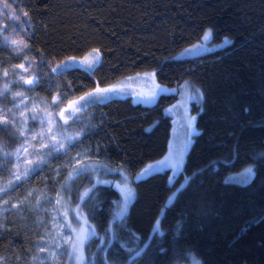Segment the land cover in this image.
Segmentation results:
<instances>
[{
	"label": "trees",
	"instance_id": "trees-1",
	"mask_svg": "<svg viewBox=\"0 0 264 264\" xmlns=\"http://www.w3.org/2000/svg\"><path fill=\"white\" fill-rule=\"evenodd\" d=\"M18 1L32 25L30 52L50 62L80 59L100 49L101 59L91 72L65 69L55 75L58 87L71 97L69 82L75 95H82L97 81L105 87L145 72H155L157 83L169 89L151 107L130 98L89 106L94 129L85 138L87 147L106 148L99 158L122 166L132 180L165 154L171 120L164 109L178 100L179 86L191 81L201 88L204 98L192 104L194 133L182 169L134 180L126 223L152 232L168 248L173 240L169 230L184 210L183 235L176 238L185 253L206 264H264V178L258 175L244 184L230 179L258 165L264 142V0ZM208 29L209 49L185 54ZM15 143L10 134L0 133V144L12 148ZM99 187L116 193L111 199L119 196L110 185ZM108 208L106 203L104 215ZM32 213L30 207L0 218V255L6 264L27 263L41 230ZM98 243H89L88 258ZM159 264H166L163 257Z\"/></svg>",
	"mask_w": 264,
	"mask_h": 264
},
{
	"label": "snow or ice",
	"instance_id": "snow-or-ice-1",
	"mask_svg": "<svg viewBox=\"0 0 264 264\" xmlns=\"http://www.w3.org/2000/svg\"><path fill=\"white\" fill-rule=\"evenodd\" d=\"M44 6L47 8L46 3ZM20 8L21 6L16 4L15 0H12L11 3L9 0H0V16H10L13 22L20 20L22 16L28 17L29 13L27 11L21 13L19 11ZM8 27L7 20L0 23V34L7 32ZM211 32V29L205 32V40L208 39ZM4 40L6 43L10 42L13 46L19 43V41L9 36H5ZM225 41H227V37ZM101 55L100 49L95 48L92 50L91 57L85 58V62L90 64L96 63L100 61ZM75 60L76 57H68L64 65H57L54 68H50L49 71L54 74L62 73L63 69ZM41 62L46 64V57L41 56ZM14 67L23 69L25 72L28 71L23 63ZM2 71L3 77L6 79L9 72L6 69ZM151 75L155 76V72ZM20 79L24 81V84L34 88L40 83L41 77L37 74L29 76L26 79L24 76H21ZM131 79L132 77H128V80ZM49 83H51V80H49ZM67 87L72 92L74 98H69L68 93L63 92L62 88L52 95L53 105L59 108L58 115L55 116L47 109L44 110L42 116L37 115L35 105L32 110H29L27 105L24 104V99H27V97H24L22 92H12L14 98L23 97V99H20L19 105L13 104V107L18 109L16 113H13L11 109L5 110L4 108H0V133L5 135L11 133L14 138L25 141V143L20 144L12 152L3 151L6 145L0 144V156L3 157V160L11 159L12 156H15L16 160V164L14 165L16 172H10L13 179L8 181L6 187H0V205L5 206L2 211H8V206L18 212L29 210L31 200L28 197L33 195L34 190H27V196L17 197L14 203L4 199V197L10 196L37 170H43L50 159L54 158L58 160L62 155L67 156L74 147L82 143V140L86 138L85 133L88 132V127L81 128L74 133H68L67 128L71 126L69 122L78 121V114L86 106H91L100 99L106 98L117 91L116 85L102 87L99 81L96 82L94 88L83 92L82 95H75L71 82L68 83ZM123 87V85L120 86L121 89ZM157 87L159 86L157 85ZM179 87L182 89L181 95H186L188 99L202 100L204 98V92L201 88L192 86L191 81H185L184 85H180ZM11 91L10 82H5L3 88L0 89V96H7ZM64 100L67 103L61 107L60 102ZM20 106H23V110H19ZM36 120H39L41 125L47 122L48 127L47 129H42L39 134L42 153L37 151V162L33 163V160L27 156L22 160V155L29 153V147H31L28 136L32 132V129L28 126V122ZM194 120L195 117H188L189 127L192 126ZM60 121H63V123H60ZM60 129H64V131H60ZM35 138L33 136V139ZM45 141L47 142L45 143ZM188 142H190V136L177 153L176 158L173 157L170 151L169 156H166L163 161H159L158 164H164L167 161L174 170L177 169L183 162L184 148L187 147ZM260 146L262 151L258 154L260 157L258 165H250L245 169V173L237 174V177L243 183L251 182L258 175L264 178V142H261ZM102 152L105 155L107 154L106 148L101 147L99 144H96L94 147L89 146L86 149L77 151L74 156H71L67 161L53 169L55 175L52 178L54 190V207L52 208V212L54 215L51 217L50 223L52 230L55 231V236L50 237V243L47 246H37L38 252L46 255L32 256V264H45L46 260L50 261L51 264H62L59 261L61 255L67 257L68 264H159L161 257L165 259L166 264H181V259L188 260L189 258L192 259V264H206L205 261L195 259L194 253H185V250L180 247L179 239L176 238L177 234L181 237L183 235L181 229L185 223L184 210H181L180 219L169 230V234L173 236V240L171 246L168 248L164 247L165 241H155L152 232L135 229L127 225L125 218L129 203L135 197V192L131 188V181L122 166L116 169H109V171L119 172L122 177V180L116 182L115 185L119 188L122 199L119 196L116 199H111L112 196H116V193L99 187L101 184L112 183L111 181H102L100 179L101 175L105 174L106 167L99 162ZM53 153H55L54 157ZM44 156L49 157V160H45ZM3 160H0V166H3ZM21 163L26 165L23 172L19 171ZM152 167L153 165H149L139 175H148ZM66 169L68 170L67 175L62 176V173ZM202 171L198 170L200 173ZM196 175L197 172H194L193 177ZM57 177H60V179H56ZM186 179L190 180L192 178L186 177ZM47 180L48 178L45 177L46 186ZM182 187L184 186L182 185ZM177 192H180V189ZM175 195L176 193H173V196ZM192 195L194 197L195 192ZM44 199L50 204L53 202L51 196H45ZM106 203L109 205V208L107 215H104V205ZM176 203L178 204L179 201L177 200ZM40 204L41 200L37 199L36 207L39 208ZM260 212L264 213V208H261ZM154 219L155 217L150 218L149 225H151ZM115 220H119V224H115ZM48 222L41 221V224L43 226ZM156 223H160V221H156ZM122 232H126L127 236L121 235ZM161 236H164V232H161ZM41 239L43 240L44 237H41ZM94 239L98 240L99 243L95 246L96 251L92 252L90 258H88L86 250L89 243ZM169 252L172 253L171 257L168 256ZM0 264H6L3 255H0ZM243 264H246V262H243Z\"/></svg>",
	"mask_w": 264,
	"mask_h": 264
},
{
	"label": "rangeland",
	"instance_id": "rangeland-1",
	"mask_svg": "<svg viewBox=\"0 0 264 264\" xmlns=\"http://www.w3.org/2000/svg\"><path fill=\"white\" fill-rule=\"evenodd\" d=\"M9 2L11 3L12 0H9ZM15 3L20 5V2L18 0H15ZM19 11L22 13L24 10L21 7ZM5 20L8 21L9 27L7 32L0 34V52H1L0 53L1 54L0 89L3 88V84L5 82H10V88L12 91L9 92L7 96H0V108H4L5 110L11 109L13 113H16L18 109L13 107V104L15 103L19 105L20 99H23V97L14 98L12 96V92H22L24 94V97H27V99H24V104L27 105V108L29 110H32L33 106L35 105L37 115L42 116L44 114L45 109L52 112L54 116L58 115L59 108L53 105L52 95H54L57 91H59L60 88L58 87L57 82L54 79L56 74L51 73L49 69L54 68L57 65H64L66 60L64 61L53 60L50 62L47 60L46 64L42 63L40 56H37L36 54L30 52L28 41L32 32V25L31 22L29 21V18L22 16L20 20L13 22L10 16H0V23H2ZM5 36H9L12 39L19 41L18 45L13 46L10 44V42L6 43L4 40ZM208 42H209V37L207 40L203 38L201 43L197 44L200 47H192L189 51H186L185 54L191 55L203 50L205 51L208 50L209 49ZM91 54L92 52L88 53L83 58L76 59L74 62L69 63L67 67L63 69V71L65 69L66 70L80 69L87 72H91L99 63V61L91 64L85 62V58L86 57L90 58ZM21 63H23L25 67L28 69L27 72H25L23 69L14 67L15 65H19ZM4 69L8 70L9 72V75L6 79L3 77L2 70ZM152 73L153 72L137 73L139 75L134 74L133 76H131L132 77L131 80H128L127 77L115 81L110 85H116L117 91L113 94L108 95L106 98L100 99L97 103H94L92 105L94 106L98 103H104L112 99H124V98H130L133 104H140L145 107H151L155 105L158 97L162 94L169 93V89L159 85L155 79V76L151 75ZM37 74L40 75L41 79H40V83L37 84L34 88L24 84V81L20 79L21 76H24L26 79L29 76H35ZM49 80H51V83H49ZM184 83L185 82H183L182 85H184ZM121 85L124 86L122 89L120 88ZM157 85L159 87H157ZM181 91L182 89L179 87L176 91L178 100L164 109V115L168 116L171 120V130H170L169 140L167 143L166 152L158 160L148 163L140 171V173L149 165H153V167L150 169L148 175L154 172H162L166 170H169L171 175H175L182 169L194 133V121L192 122V126L189 127L188 117L189 116L194 117L191 113L192 104L193 103L200 104L201 100L188 99L186 95L185 96L181 95ZM69 98H74V97H71L69 95ZM66 103H67L66 100L61 101L60 106L62 107ZM19 110H23V106H20ZM93 116H94L93 110L90 109L89 106H86L84 110L78 114L79 117L78 121L69 122L71 126L67 128V132L74 133L75 131L80 130L81 128L88 127V132L85 133V135L87 136L94 129ZM60 123H63V121H60ZM28 126L32 129V132L28 136V140L31 143V147H29L30 155L29 153L23 154L22 160L24 159L25 156H27L29 159L33 160V163H36L37 151H40L42 153V150L40 149L41 140L39 139V134L42 129H47L48 124L47 122H45L43 125H41L40 121L36 120V121H29ZM60 131H64V129H60ZM9 134L16 141V143L12 148L6 146L3 149V151L12 152L20 144L25 143L24 140L16 139L12 136L11 133ZM33 136H35L36 138L33 139ZM189 136H190V142H188L187 147L184 148L183 162L177 169L174 170L167 161L164 164H158L159 161H163L166 156H169L170 151L173 157L176 158L177 153L183 147L185 141L188 139ZM46 142L47 141H45V143ZM86 148H88L86 145V140L83 139L82 143L74 147L71 150V152L68 153L67 156L62 155L59 157L58 160L54 158L49 160V157L44 156L43 158L45 160H49L47 166L44 167L43 170H37V172L33 173L29 177V179L24 181L19 188H17L13 193L10 194V196L4 197V199L10 200L14 203L17 197H26L27 190H34L33 195L31 197H28V199L31 200V208L33 210L32 217L35 218L34 225H37L36 227L40 226L41 230L39 232L40 233L39 236H37L36 242L32 247V250L30 251L29 255H27L26 264H32L31 261L32 256L46 255L43 253H39L37 246L38 245L40 247L47 246V244L50 243V237L55 236V231L52 230V226L50 223L51 217L54 215V213L52 212V208L54 207V190H51L52 187L51 184H53L52 178L55 175L53 169H55L58 165L62 164L63 162L67 161L71 156H74L77 151H81ZM54 156L55 153H53V157ZM0 160H3L2 156H0ZM99 162L106 166L105 174L101 175L100 179L102 181L106 180L112 182L103 185H110L113 188H115L119 193L120 199H122V194L120 193L119 188L115 186L116 182L122 180V177L119 172L109 171V169H116L119 168L120 166L109 165L101 158H99ZM15 164H16L15 156H12L11 159L3 160V166H0V187H6L8 181L10 179H13V177L10 175V172L12 173L16 172V169L14 167ZM25 167L26 165L24 163H21L19 171L23 172ZM66 171L68 170L66 169ZM140 173H138L136 178L133 180L126 174L131 181L130 186L133 190L134 188L132 187V183L134 180H139L142 179L143 177L148 176V175L141 176L139 175ZM243 173H245V170L239 174H243ZM45 177L48 178L47 186L45 183ZM58 178L60 177H57L56 179ZM230 179L232 180V182L244 184L237 177V174L231 176ZM13 182L15 181L13 180ZM45 196H51L53 202L51 204L48 203L44 199ZM170 197L167 204H169L174 199L175 196H173L172 194ZM37 199L41 200V204L39 208L36 207ZM132 201L129 203V207ZM4 207H5L4 205H0V218L4 217L9 213L12 214L18 212L15 209L11 208L10 206H8L9 207L8 211L6 212L2 211ZM41 221H49V222L44 224L42 227ZM116 221L118 220H115L114 223ZM41 237H44V239L42 240ZM59 261L62 262V264H68V260L66 256L61 255L59 257ZM45 264H51V262L46 260ZM186 264H192V259L189 258Z\"/></svg>",
	"mask_w": 264,
	"mask_h": 264
}]
</instances>
